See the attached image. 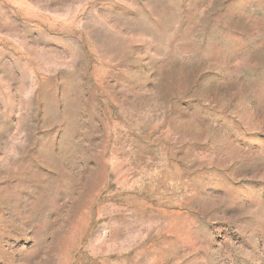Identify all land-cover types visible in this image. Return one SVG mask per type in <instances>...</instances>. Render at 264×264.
I'll use <instances>...</instances> for the list:
<instances>
[{
    "label": "rangeland",
    "instance_id": "1",
    "mask_svg": "<svg viewBox=\"0 0 264 264\" xmlns=\"http://www.w3.org/2000/svg\"><path fill=\"white\" fill-rule=\"evenodd\" d=\"M0 264H264V0H0Z\"/></svg>",
    "mask_w": 264,
    "mask_h": 264
}]
</instances>
